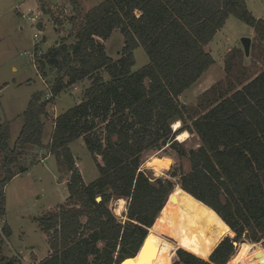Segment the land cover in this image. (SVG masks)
Here are the masks:
<instances>
[{
	"label": "trees",
	"instance_id": "trees-1",
	"mask_svg": "<svg viewBox=\"0 0 264 264\" xmlns=\"http://www.w3.org/2000/svg\"><path fill=\"white\" fill-rule=\"evenodd\" d=\"M68 1L78 12L74 17H81L73 41L37 57L40 72L46 65L55 70L52 99L42 100L41 92L31 96L13 147L10 123L0 124V218L5 214L3 187L16 174L11 167L31 145L47 148L60 173L68 176L65 201L37 218L50 249L40 264H119L127 257L124 264H264V248L253 243L264 240V69L241 88L219 92L200 115H188L179 100L214 63L204 46L230 15L262 40L264 19L256 18L245 0H103L86 12L78 0ZM114 29L124 42L117 59L97 39L109 38ZM138 46L149 61L132 70ZM84 79L90 84L82 99L55 118L45 146L42 118L48 104ZM187 118L190 125H185ZM177 120L181 125L173 131ZM184 130L198 136L197 148L186 149L175 139ZM80 137L99 173L90 183L84 182L69 147ZM165 144L188 161L178 184L197 209L182 212L173 182L151 180L140 169L143 152ZM114 197L119 198L116 214L125 221L108 206ZM160 211L169 239L153 225ZM205 216L213 218L210 226ZM190 223L201 234L198 247L207 237L201 252L205 259L190 251L197 244ZM2 233L10 235L8 225ZM2 240L0 264H16L2 254ZM234 241H239L237 250Z\"/></svg>",
	"mask_w": 264,
	"mask_h": 264
},
{
	"label": "rangeland",
	"instance_id": "rangeland-1",
	"mask_svg": "<svg viewBox=\"0 0 264 264\" xmlns=\"http://www.w3.org/2000/svg\"><path fill=\"white\" fill-rule=\"evenodd\" d=\"M245 1L256 18L264 19V0ZM81 11L84 12L82 8ZM75 13H78L76 8L68 0H0V124L10 123V147H13L23 126V112L31 96L41 92L42 100H46V97L52 99L50 88L55 79V70L46 65L44 73L40 72L37 57L62 42L73 41L75 26L81 21V17H74ZM241 37L250 38L249 55L244 53L240 43ZM99 41L103 44L105 41L108 56L113 59L119 58L124 42L118 29H114L108 40ZM204 50L213 56L214 63L194 85L179 96L181 103L189 110L188 115L197 116L204 113L211 107L219 92L241 88L264 69V40L250 26L232 15L204 46ZM133 56L135 62L132 70L141 68L149 61L141 46L134 49ZM101 74L105 80L109 79L106 72L102 71ZM89 84V79L72 84L51 100L47 106L50 110L43 119L48 129L52 124L50 120L53 115L80 102ZM190 124L191 121L187 118L185 125ZM187 134V138L180 141L182 145L186 149L197 148L200 143L198 136L189 131ZM45 139H48L47 132ZM69 147L84 182L90 183L95 180L99 175L97 166L82 137L72 141ZM26 150L11 167V171L17 174L3 187L5 214L0 218L2 254L7 259L15 260L16 264H27V260L32 264L31 260L36 258L34 254L39 258L46 255L48 242L46 234L38 225L37 218L57 208L68 195L66 174L60 173L55 157L49 156L48 161L42 163L39 161L41 156H33L30 149ZM2 157L0 151V179L4 177L1 170ZM97 160L102 163L100 156ZM141 161L140 169L151 180L161 177L173 182L177 203L182 212L189 207L197 209L193 197L182 191L178 184V174L189 169L186 159L179 158L175 150L165 144L160 149L143 152ZM173 172L177 176L172 177ZM118 199L114 197L108 206L118 219L125 221L126 217L116 214L115 211ZM125 202L127 208V201ZM162 220L160 211L153 225L158 233L169 239ZM212 221V217H204L207 226H210ZM4 225L10 228L11 233L8 237H3ZM190 226L197 243L196 249L190 251L195 256L205 259L204 253L202 255L201 252L202 248L206 247L207 237L203 238L205 243L198 247L201 234L195 233L191 223ZM213 239L217 240V237ZM253 243H259L264 248V240ZM102 245L99 243L100 247ZM178 247L181 248L180 245ZM175 261H178L177 252L173 263Z\"/></svg>",
	"mask_w": 264,
	"mask_h": 264
},
{
	"label": "crops",
	"instance_id": "crops-1",
	"mask_svg": "<svg viewBox=\"0 0 264 264\" xmlns=\"http://www.w3.org/2000/svg\"><path fill=\"white\" fill-rule=\"evenodd\" d=\"M79 1V5H80V8H82L83 10H84V12H86L87 10H89L91 7H93V6H95V5H97V4H99L100 2H102L103 0H78ZM116 30V29H115ZM114 31V30H113ZM113 33V32H112ZM99 40H101L100 38H99ZM107 40H108V38H107ZM104 42V44H105V41H103ZM49 110L50 109H47V113L49 112ZM62 113V112H61ZM60 114V113H59ZM59 114H54L53 115V117H52V119L50 120V122H52V124H51V126H50V128L48 129L47 128V126L45 125V127H44V132H43V137H42V142H43V144L46 146V145H48L49 144V142H50V140H51V135H52V132H53V129H54V126H55V124H54V120H55V118L59 115ZM43 119H44V117L42 118V121H43ZM44 122V121H43ZM45 124V123H44ZM47 132V135H48V139L46 140L45 139V133ZM30 149V151H32V153H33V156H35V155H37L38 157L39 156H41V158H40V162H42V163H44V161L46 162V161H48L47 159H48V157L49 156H52L51 154H50V152L48 151V149L47 148H39V147H34V146H31V145H27L26 146V149ZM27 151V150H26ZM76 164H77V162H76ZM17 174V173H16ZM15 174V175H16ZM65 180H66V183H67V180H68V176L66 175L65 176ZM68 196V195H67ZM67 198V197H66ZM56 209V208H55ZM54 209V210H55ZM51 211H53V210H51ZM49 212V211H48ZM47 238V237H46ZM28 252H33L32 250H27ZM34 253V252H33ZM50 253V249H49V244H48V251H47V253H46V255L44 256V257H46V256H48V254ZM35 255V257L36 258H34V260H31L32 261V264H40V261L44 258V257H37L36 256V254H34ZM30 261L29 260H27L26 261V263L27 264H31V263H29Z\"/></svg>",
	"mask_w": 264,
	"mask_h": 264
},
{
	"label": "water",
	"instance_id": "water-1",
	"mask_svg": "<svg viewBox=\"0 0 264 264\" xmlns=\"http://www.w3.org/2000/svg\"><path fill=\"white\" fill-rule=\"evenodd\" d=\"M240 43H241V45H242V47H243V50H244V53H245V55H249V50H250V38L249 37H241L240 38ZM172 127V126H171ZM172 130L174 131V129H173V127H172ZM96 200L97 201H100L101 200V197L100 196H98L97 198H96ZM127 211V208L125 209V211L124 212H126ZM235 233L233 234V235H230L229 237L230 238H235ZM240 241V240H239ZM239 241H234L233 243H234V246L236 247V250H237V246H238V242ZM144 245H145V239L143 240V242H142V244H141V246H140V248L139 249H142L143 247H144ZM258 254H260V253H258ZM128 258H130V257H127V258H124V259H122L121 261H120V263L119 264H123L126 260H128Z\"/></svg>",
	"mask_w": 264,
	"mask_h": 264
},
{
	"label": "bare ground",
	"instance_id": "bare-ground-1",
	"mask_svg": "<svg viewBox=\"0 0 264 264\" xmlns=\"http://www.w3.org/2000/svg\"><path fill=\"white\" fill-rule=\"evenodd\" d=\"M180 125H181V122L179 120L173 122L172 123V127H173L174 131L177 130L180 127ZM187 136H188L187 131L184 130V131H181V132L177 133L176 139L179 140V141H184L187 138Z\"/></svg>",
	"mask_w": 264,
	"mask_h": 264
},
{
	"label": "built area",
	"instance_id": "built-area-1",
	"mask_svg": "<svg viewBox=\"0 0 264 264\" xmlns=\"http://www.w3.org/2000/svg\"><path fill=\"white\" fill-rule=\"evenodd\" d=\"M36 37V34L34 35ZM50 97H46V99H49Z\"/></svg>",
	"mask_w": 264,
	"mask_h": 264
}]
</instances>
